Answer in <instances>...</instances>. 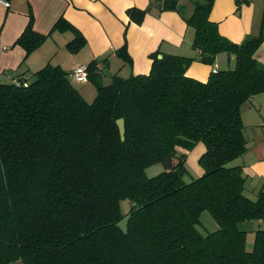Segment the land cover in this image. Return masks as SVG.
Instances as JSON below:
<instances>
[{"label":"trees","instance_id":"1","mask_svg":"<svg viewBox=\"0 0 264 264\" xmlns=\"http://www.w3.org/2000/svg\"><path fill=\"white\" fill-rule=\"evenodd\" d=\"M188 2L189 14L181 0H153L126 13L141 24L153 6L176 11L194 29L196 58L212 65L226 52L233 68L200 81L185 73L195 57L155 51L147 74H114L104 84L98 63L106 59H94L86 65L92 101L59 65L46 64L28 82H0V264H264V229L247 249L239 227L264 220V192L247 196L241 167L229 164L247 148L241 105L264 91V65L254 57L264 9L258 34L236 43L209 19L213 0ZM53 30L72 32L70 53L85 44L62 16ZM50 32L35 31L30 13L15 44L30 54ZM116 54L131 61L126 40ZM199 142L203 172L185 181L186 154L178 149ZM156 163L164 170L148 177ZM204 211L217 228L203 234L197 224ZM127 213L123 233L116 223Z\"/></svg>","mask_w":264,"mask_h":264},{"label":"crops","instance_id":"2","mask_svg":"<svg viewBox=\"0 0 264 264\" xmlns=\"http://www.w3.org/2000/svg\"><path fill=\"white\" fill-rule=\"evenodd\" d=\"M6 1L9 3L7 7L0 3V82H9L13 78L28 82L32 80L33 73L46 64L59 65L85 98L84 94L90 92L84 87L90 82L76 79L72 72L76 66H86L94 59H106L104 63H98L104 84L109 83L114 74L123 73L122 77L147 74L152 64L150 54L155 51L195 57L185 73L200 81H206L214 67L216 70L231 69L235 65L234 55L226 52L218 53L212 65L196 58L197 52L192 48L194 29L187 26L174 10L158 11L153 6L141 24L129 20L128 8L145 9L153 0ZM181 2L186 4L189 14L191 4L185 0ZM263 9L264 0H213L209 19L217 24L222 36L239 43L247 36L258 34ZM30 13L34 30L43 34L51 31L59 17H64L82 33L84 46L77 53H70L66 44L72 39V32L53 30L41 46L26 54L21 46L15 44V40L28 23ZM124 40L130 62H125L116 54ZM254 57L264 65V40ZM241 117L247 148L229 164L241 167L245 176L244 192L255 199L260 191L264 192V91L251 96L241 105ZM178 150L186 156L190 151ZM247 222L254 233L264 229V220ZM213 227L215 230L217 224Z\"/></svg>","mask_w":264,"mask_h":264},{"label":"rangeland","instance_id":"3","mask_svg":"<svg viewBox=\"0 0 264 264\" xmlns=\"http://www.w3.org/2000/svg\"><path fill=\"white\" fill-rule=\"evenodd\" d=\"M188 2V0H185ZM122 76L123 73H120ZM84 90H87L90 92L88 95H85V98L88 101H92L95 96L96 89L93 84L86 83ZM201 146H195L193 149H191L188 153V155L185 158V166L187 168L188 173L184 176L185 181H190L193 177H198L202 174L203 170L201 166L198 164V157L204 150V145L201 143ZM164 170V166L162 163H156L146 168L145 173L148 177H152L157 175L158 173L162 172ZM130 202L128 200L121 201V208L123 211H127L128 206ZM247 221L242 222L239 224V227L246 231V248L251 249L253 246L254 241V235L255 233L252 231V228L250 227ZM216 222L211 216V214L208 211L202 212L200 216V222L197 224V228L204 234L207 232V230H213V226H215Z\"/></svg>","mask_w":264,"mask_h":264},{"label":"water","instance_id":"4","mask_svg":"<svg viewBox=\"0 0 264 264\" xmlns=\"http://www.w3.org/2000/svg\"><path fill=\"white\" fill-rule=\"evenodd\" d=\"M161 55H158V58H160ZM118 129H119V134H120V138L121 140H124L125 138V123H124V119L123 118H119L116 121ZM131 214L127 213L122 219H120L117 223L116 226L123 232V233H127L128 230V221L130 219Z\"/></svg>","mask_w":264,"mask_h":264},{"label":"built area","instance_id":"5","mask_svg":"<svg viewBox=\"0 0 264 264\" xmlns=\"http://www.w3.org/2000/svg\"><path fill=\"white\" fill-rule=\"evenodd\" d=\"M0 3L3 4L6 7L9 5V3L6 0H0ZM212 71H216V67H214L212 69ZM72 75H74L76 77V79H78L80 81H86L87 80V69H86V66L85 65L76 66L73 69ZM11 81L18 84V81L15 78L11 79Z\"/></svg>","mask_w":264,"mask_h":264}]
</instances>
